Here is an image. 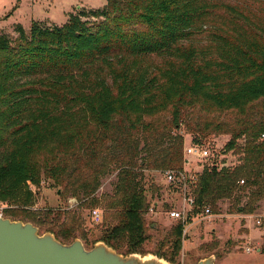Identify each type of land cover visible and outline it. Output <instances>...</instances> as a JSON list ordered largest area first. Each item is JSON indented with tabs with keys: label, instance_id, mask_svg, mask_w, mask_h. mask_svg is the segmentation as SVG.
Returning a JSON list of instances; mask_svg holds the SVG:
<instances>
[{
	"label": "trees",
	"instance_id": "obj_1",
	"mask_svg": "<svg viewBox=\"0 0 264 264\" xmlns=\"http://www.w3.org/2000/svg\"><path fill=\"white\" fill-rule=\"evenodd\" d=\"M13 30V39L0 32V205L15 206L2 208L4 217L50 222L27 210L44 179L63 197L102 205L109 226L100 239L117 252L145 253V176L183 170L181 130L192 143L228 135L220 152L236 157L194 173V211L220 213L226 200L229 212L256 210L264 0H105L60 25ZM113 172L112 192L97 196ZM181 232L179 220L154 252L173 262Z\"/></svg>",
	"mask_w": 264,
	"mask_h": 264
},
{
	"label": "rangeland",
	"instance_id": "obj_2",
	"mask_svg": "<svg viewBox=\"0 0 264 264\" xmlns=\"http://www.w3.org/2000/svg\"><path fill=\"white\" fill-rule=\"evenodd\" d=\"M104 5L105 0H0V32L13 39L17 36L13 30L15 24H20L28 33L32 21L60 25L66 21L69 13H76L81 9L102 8ZM180 132L185 138V145L190 144L192 140L189 134L183 130ZM228 139V135H218L204 140L203 144L211 153L210 159H194L184 165L189 179L212 160L219 162L224 157L227 165L235 163L236 157L230 152L227 154L220 152ZM165 171H150L145 176L144 194L150 202L149 207L152 206L154 211L150 212L148 208L144 214L145 221L151 225V228L146 230L150 239L142 245L146 252H154L158 247V241L168 236V232L180 220L181 248L172 263L194 264L198 258L214 253L217 263L222 260L226 264H264V253L258 251L264 234V198L258 202L256 210L252 213L229 212L230 203L227 200L220 204L221 211L217 214L210 212L205 215L202 211H194L193 208L188 211L185 210V194L189 188H186L184 183L179 186L168 183ZM114 178L115 172L103 176L96 195L110 194ZM153 187L157 190L152 192ZM84 200L74 196L63 197L60 188L51 186L42 179L39 188L36 189L34 201L27 210L41 217H44V214L50 215V222L34 223L40 228V232L50 228L59 240L70 242L74 237H78L86 248H90L104 235L109 223L104 216L105 208L102 205L87 204ZM4 207L15 206L1 204L0 212ZM93 208L101 211L100 223H94L89 215ZM171 210H183L184 217L182 219L170 217L168 212ZM64 236L69 238L65 239ZM213 243L216 245H212Z\"/></svg>",
	"mask_w": 264,
	"mask_h": 264
},
{
	"label": "water",
	"instance_id": "obj_3",
	"mask_svg": "<svg viewBox=\"0 0 264 264\" xmlns=\"http://www.w3.org/2000/svg\"><path fill=\"white\" fill-rule=\"evenodd\" d=\"M259 251V249H258ZM211 253L195 264H215ZM0 264H174L155 252L122 254L100 239L90 248L74 237L64 243L31 221L0 215Z\"/></svg>",
	"mask_w": 264,
	"mask_h": 264
},
{
	"label": "built area",
	"instance_id": "obj_4",
	"mask_svg": "<svg viewBox=\"0 0 264 264\" xmlns=\"http://www.w3.org/2000/svg\"><path fill=\"white\" fill-rule=\"evenodd\" d=\"M184 157H186V164H189L191 160H201V159H210L211 153L208 150V148L203 143H192L185 145L183 149ZM165 178L166 181L172 185L179 186L182 183L185 184L186 188H189V191H186V199H185V210H191L194 206V200L191 197L190 194V185L192 181H194V177L189 179L186 169L183 168L182 171H177L175 169H168L165 171ZM190 180L189 184L188 181ZM240 183H243V180L239 181ZM188 193V194H187ZM150 212L153 211V207H149ZM205 215H208L210 213L209 208H205L204 211H202ZM1 215V214H0ZM89 215L94 223H100L102 220V214L101 211L97 208H93L90 210ZM168 215L175 219H182L184 217L183 210H171L168 212ZM259 224L260 221H257ZM249 250V249H247Z\"/></svg>",
	"mask_w": 264,
	"mask_h": 264
},
{
	"label": "crops",
	"instance_id": "obj_5",
	"mask_svg": "<svg viewBox=\"0 0 264 264\" xmlns=\"http://www.w3.org/2000/svg\"><path fill=\"white\" fill-rule=\"evenodd\" d=\"M203 257H205V256H203ZM200 258H202V257H200ZM200 258H198V259H200ZM198 259H197V260H198ZM197 260H196V261H197ZM196 261H195V263H196ZM195 263H194V264H195ZM215 264H226V263H225L224 261H222V260L219 261V262L217 263V257H216V259H215Z\"/></svg>",
	"mask_w": 264,
	"mask_h": 264
}]
</instances>
